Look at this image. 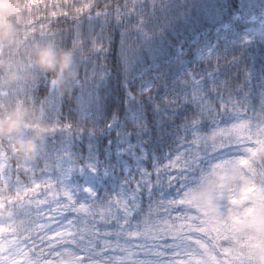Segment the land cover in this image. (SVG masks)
Returning <instances> with one entry per match:
<instances>
[{"label":"trees","instance_id":"1","mask_svg":"<svg viewBox=\"0 0 264 264\" xmlns=\"http://www.w3.org/2000/svg\"><path fill=\"white\" fill-rule=\"evenodd\" d=\"M251 1L254 7L264 2ZM63 2L71 10L50 11L53 19L44 25L41 37L76 53L74 76L56 90H50L48 76L39 73L12 84L0 83V95L30 97L41 108L44 118L57 125V130L40 143L38 158L27 167L33 171L27 175L21 171L19 179L22 185L34 187L30 177H38L42 171L49 172L51 169L48 167L55 166L51 163L52 154L61 157L62 152L60 168L67 169L76 164L82 165L86 171L93 170L95 165L105 167L107 174L99 185L102 187L100 192L109 195V185L117 186L120 180L130 185L134 181L142 183V169L153 173L152 180L155 181L154 168H159L165 161V155L180 148L186 139L191 143L193 131L198 132L201 138L190 152L181 149L185 160L194 155L197 148L203 152L206 140L219 137L213 150L226 141L236 143L240 137H247L249 132L244 125L222 132L214 127V115L210 111H202V99L207 98L213 105L218 102L214 89L223 93L232 111L226 120L237 125L251 122L253 127L264 124V34L249 42L242 41L240 33L243 31L240 30L244 19L241 15L234 17L242 0ZM88 4H91L89 9ZM82 9L85 11L81 13ZM223 24L226 28H222ZM217 27L227 33L217 37L211 56L191 59L192 66L188 63L181 72L174 73L173 68L178 64L174 58L176 45L181 41L187 43L205 29L211 33ZM196 70H200L199 76ZM153 71L161 74L160 77L152 81L148 90L139 92L137 74L147 77ZM184 71V75L180 74ZM130 95H136L143 104L137 126L126 116ZM194 119L198 120L195 128L192 125ZM212 129L216 130L213 137L206 138L204 134ZM66 135L73 140L66 147L68 151L64 152L61 151V140ZM127 135L128 145L125 143ZM262 143L264 141L257 144L261 148L249 160H255L264 167ZM241 148H230L222 156L241 157ZM134 155L139 158L142 168L138 166L139 177H136V171L130 179L124 176L123 163L126 157ZM222 156H206L201 165L217 161ZM10 162L15 169V162ZM18 167L24 168L23 165ZM197 171L188 178L185 188L196 181ZM249 171L255 175L257 169L250 166ZM16 179V175L11 177L0 169V221L4 222L0 227L5 230L0 244L13 239L11 232L27 234L29 230L27 223L16 214L18 208L27 202L26 194L18 193L13 187ZM41 192L36 188L35 195L40 198ZM143 208V212L149 210L147 201ZM218 239V247L222 250L228 247L231 252V244L240 248L239 241L230 236L221 235ZM102 243L95 239L91 229L87 237L88 248L93 245L99 250ZM121 248L122 252H135L127 245L122 244ZM121 254L117 251L106 259L117 258ZM24 261L27 264L26 256ZM121 263L136 264V253H127L118 261L107 264Z\"/></svg>","mask_w":264,"mask_h":264},{"label":"snow or ice","instance_id":"2","mask_svg":"<svg viewBox=\"0 0 264 264\" xmlns=\"http://www.w3.org/2000/svg\"><path fill=\"white\" fill-rule=\"evenodd\" d=\"M90 7L91 4H88L87 9ZM84 11L82 9L81 13ZM214 91L218 98L215 105L207 98L201 100L202 111L205 113L210 111L215 117L214 127L222 132H229L244 125L250 134L249 137H240L236 143L226 141L210 152L206 149L201 152L197 148L196 153L189 156L182 167L172 166L171 171L168 168L161 171L155 167V181L152 180L153 173L142 169L140 173L142 183H138L135 191L128 193L123 185L117 192L121 199L116 201V204L122 209L123 215L121 216L119 212L113 214L111 203L108 205L107 215L101 210L99 221L95 223L94 228L95 239L103 242L99 251L92 247L90 250H82L78 256L75 248L69 250L71 245L79 243L75 234L70 230L75 226L74 221L81 219L79 215L73 217L71 213L88 214L91 206L102 201L104 197H98L96 193L88 189H84L87 196L80 197L61 178L57 181L65 190L64 195L68 202L64 203L54 197L49 203L47 197L40 199L35 195L39 185L35 187L22 185L19 179L21 171L27 175L33 169L18 166L14 169L11 164L5 162L3 171L11 177L17 176L13 187L18 193L26 194L27 202L18 208L16 214L27 223L29 230L27 234L11 232L13 239L0 244V264H25V256L27 264H107L106 258L117 254L122 244L135 250L136 264H209L207 259L179 258L183 255L188 257L199 255L188 242L189 236L195 232L207 235L209 231L203 230V227L195 221L188 220L184 210L177 204L176 196L186 187L188 178L200 168L204 157L222 156L230 148L236 146L244 147L246 152H250L254 144L250 138L251 135L264 132V124H257L253 127L251 122L237 125L231 120H226L225 117L232 111L223 93L218 89ZM197 123L196 119L192 121L193 128ZM191 137L192 142L187 143L189 139H186L177 152L181 149L190 152L201 135L193 131ZM168 159L171 160L172 155ZM176 159L178 161L180 158ZM48 176L52 178L51 173H48ZM37 178L30 177L33 184ZM39 178L42 179L43 174ZM43 182L47 183V181ZM173 191L176 193L175 196L170 195ZM73 200L80 206L77 207L76 203L72 202ZM145 201L148 203L149 211L147 215H142ZM51 204L57 207H52ZM0 224L4 222L0 221ZM184 228L189 230L188 233H184ZM49 233L54 235L49 236ZM4 234V227H0V239L4 238ZM221 235L224 233L216 234L214 240H220L218 237ZM200 246L204 247V245ZM222 254L226 258L215 260V264H245L243 258L232 259L228 247L223 249ZM149 255L150 259L145 258Z\"/></svg>","mask_w":264,"mask_h":264},{"label":"clouds","instance_id":"3","mask_svg":"<svg viewBox=\"0 0 264 264\" xmlns=\"http://www.w3.org/2000/svg\"><path fill=\"white\" fill-rule=\"evenodd\" d=\"M60 9L71 10L63 0H0V83L12 84L39 73L62 88L74 76L76 53L41 37L44 25L53 19L50 11ZM56 130L30 97L0 95V164L35 161L40 143ZM215 131L204 136L213 137ZM218 139L206 140L204 149L211 150ZM249 166L257 169L255 175ZM261 196L264 167L245 155L231 163L213 161L176 200L206 230L230 228L245 264H264Z\"/></svg>","mask_w":264,"mask_h":264},{"label":"rangeland","instance_id":"4","mask_svg":"<svg viewBox=\"0 0 264 264\" xmlns=\"http://www.w3.org/2000/svg\"><path fill=\"white\" fill-rule=\"evenodd\" d=\"M246 3H248L249 5ZM261 3L262 4H258L257 7H254L253 2L251 0H242L239 8L238 9L236 8L237 11L235 12L236 15H234V17L241 15V18L244 19V25H243V27H244L243 31L244 32H242L240 30V32H242V33H240L241 34L240 37H241L242 41L249 42L255 36H261L264 34V2H261ZM222 28H226V26L223 25ZM226 33H227L226 31L221 32L219 30V28L211 30V33L209 32L208 29H205L200 34L193 37V39L187 41V43L184 41H181L180 43H178L176 45V48H175L176 52L174 53L175 54L174 58H177L178 64L175 68H173L174 73L181 72L183 67L186 66L187 62L191 63V61H190L191 59H193V60L200 59L202 57L209 55L211 53V50H212V49L211 50L209 49L210 46L211 45L213 46V44H216L217 37L218 38L223 37V35ZM247 33H249L250 35H247ZM194 42H196V43L194 44ZM192 65L193 64L191 63V66ZM195 73H196V75L199 76L200 70H196ZM180 74L184 75L185 71L180 73ZM48 78L49 77H47V79ZM47 81H48L50 89L56 90L58 88L57 86H55L51 83L50 79H48ZM148 85H149V83L147 80H141L140 83L138 82L137 87H139V89L143 91L145 88L148 87ZM130 98L131 99L127 105L128 119L130 121H132L133 123H135V125H137L139 122V116L141 115L140 108H142L143 104L137 96H134V97L131 96ZM249 135L250 134H248L247 137H249ZM250 138L253 140L254 144H258V143H261L264 141V134H263V132L253 133ZM70 140H72V139L65 138V139L61 140L62 148L65 151L67 150L66 147L68 146V143L70 142ZM254 144H253L252 151L246 152L244 150V147H242L240 154L242 156L247 155L250 157L254 151ZM177 157L180 158L178 161L176 159ZM181 159H182L181 152L179 153V152L175 151L174 155L172 156V159L168 160L169 163L165 165V168H168L170 171L171 166H175V167L180 166L181 164H183ZM233 159H235V158L229 157L227 159H223L222 161H224L225 163H231ZM124 160H125L124 163L126 165V168L124 171L126 174H124V176L129 175L133 170H137V165L140 168H142L140 161H139V158L137 156H133L132 159L126 158ZM241 161L244 162L243 159H241ZM30 163H27V164L19 163V166L23 165L24 167H28L30 165ZM61 163L62 162L60 161L59 164L55 166V174H57V175L52 176V178H49V176L43 175V178L40 179L41 180L40 184L45 185V186L48 185V187L55 192L58 191V195L61 196L60 200H62L64 203H67L68 201H67V197L64 195L65 190L58 183V181H57L58 179L62 178L64 183L73 191H75L74 190L75 186H76V188H77V186H78V188L80 187L79 189L82 192L80 194L81 195L80 197H83L84 195L86 197L87 193L84 191V189H88L90 191H92L93 189L95 190L94 187H96L95 185L97 184L96 182L98 181V179L100 177H102L104 174H106L105 168L95 167L93 170L96 172L91 171V173H92V175L93 174L95 175L96 182H94V186L90 185V187H88V186H84L82 183H80L81 181L79 179V178L85 179L87 177L90 178L91 175L88 171H82L81 167H75L74 170L76 172L77 177L74 178L75 181L70 180L67 177V174H65L64 168L59 167L61 165ZM135 163L137 165H135ZM211 164H212V162L209 163L205 168L201 167V169L199 170V173L202 172L203 170H205ZM0 167L4 168V165L0 164ZM249 168H250V166H249ZM43 181H47V183H44ZM92 183L93 182H91V184ZM124 183H125L124 181L120 180L117 183L119 186H117V187L110 186L109 190L107 191L110 196L107 194H104V193H101L100 196L97 195L98 197H104V199L102 201H98L96 204L92 205L90 213L85 214V213L81 212L83 216L81 215V213H79V214L71 213L72 216L79 215L81 217V219L79 221H75V224H74L75 225L74 226L75 231L77 230L76 233H74V234L76 236V240L79 243L71 245L69 250H72L73 248H75L76 254L78 256L80 255V252L82 250H86L85 245H84L85 241H86V234L88 233V231H90V229H89L90 223L88 220L92 219L93 228H95V223L99 221L101 210L104 211L105 215L108 214L109 203H111V205H112V208H111L112 212L114 209L122 212V209L119 206H116V201L121 199V197L117 194V192L119 191V189L123 185H125V190L128 193H131V192L136 190L133 185H130V183H125V184ZM259 199L261 201H264V196L259 197ZM72 202L75 203L74 201H72ZM76 206L79 207L80 204L76 202ZM55 207H57V206H55ZM61 207H62V205H61ZM85 207H88V205L87 206L85 205ZM148 211L149 210H145V212H143L142 215H147ZM184 214H186L185 211H184ZM187 214H189V213L187 212ZM122 215H123V213H122ZM188 220L194 221L195 218L190 215ZM185 223H187V222H185ZM196 223L199 224L198 222H196ZM203 230H206V229L203 228ZM183 231H184V233H188L189 230L187 228H184ZM220 232L224 233V235H222L223 237L230 236L233 239L238 240L236 235L233 233V231L230 228L220 229ZM215 233H217V229L214 228L211 231H209V233L207 235H205L204 233H201V232H195V233L191 234L189 236L188 242L192 245V248L195 249V251L197 253H199V255H195L193 257H188L187 255H183L179 258H182L185 260L190 259V258L193 260L207 259L209 261V264H215V260H217V261L220 260L219 257L215 253H213V251L211 249V247L213 246L212 242L214 240ZM52 235H54V234L50 233V236H52ZM197 241H199V243H197ZM200 245H204V247L202 248ZM91 247H95V246L92 245ZM90 249L91 248H89V250ZM205 249H207V252H205ZM231 249L232 250L230 252L231 253L230 255H231L232 259L235 260V259H239V258L243 257V253L241 252L240 248H236L233 244H231ZM96 250L99 251L98 249H96ZM61 251H64V249H61ZM118 251H119V253H122V254L119 255L117 259H119L120 257L126 256L127 253H135V252H131V251L122 252L121 247L118 249ZM220 253H222V252H220ZM148 258L149 259L151 258L150 255ZM224 258H226V257H224ZM108 263H110V262H108Z\"/></svg>","mask_w":264,"mask_h":264}]
</instances>
